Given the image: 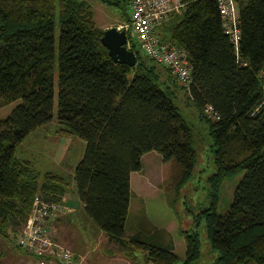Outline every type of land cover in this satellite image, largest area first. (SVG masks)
Listing matches in <instances>:
<instances>
[{"label": "trees", "instance_id": "16d2710c", "mask_svg": "<svg viewBox=\"0 0 264 264\" xmlns=\"http://www.w3.org/2000/svg\"><path fill=\"white\" fill-rule=\"evenodd\" d=\"M98 1L129 21L132 0ZM238 6V52L224 33L216 0H190L159 28L161 42L189 54L193 82L187 88L167 67L142 56L131 39L137 65L114 63L102 43L104 30L85 1L0 0V109L19 103L0 119V235L9 237L6 229L19 233L37 196L60 204L69 192L64 177L41 174L17 157L25 139L55 119L57 67L59 132L86 143L74 171L77 195L87 217L111 242L129 259L138 251L145 264L180 260L174 245L150 241L153 227L131 238L126 234L131 175L142 171L144 155L157 152L170 164L165 196L171 209L180 207V192L195 173L192 129L161 89L171 83L182 85L208 123L215 166L208 178L209 207L192 220L178 214L179 224L185 219L189 226L179 228L186 240L182 264L201 262V233L209 240L211 264H264V0H238ZM208 106L219 120L206 115ZM242 171L228 212L219 215L225 180ZM142 218L148 221L145 213Z\"/></svg>", "mask_w": 264, "mask_h": 264}, {"label": "rangeland", "instance_id": "374dc122", "mask_svg": "<svg viewBox=\"0 0 264 264\" xmlns=\"http://www.w3.org/2000/svg\"><path fill=\"white\" fill-rule=\"evenodd\" d=\"M87 2L93 9L95 22L102 30L117 28L122 26L119 30H125V27L131 24L130 6H129V21L124 14L117 8L107 6L98 0H80ZM131 5V3H130ZM169 21V20H168ZM163 30H161L162 32ZM60 36V23L56 21V49L58 48V41ZM130 39L133 41L132 37ZM142 56H146L142 49H137ZM57 85H58V68L55 69V119L47 126L38 129L29 135L25 141L17 148V157L22 160L32 162L37 172L45 174L48 172L56 173L64 177L69 183V192L67 198H72L74 193L76 195V185L74 183V171L78 164L84 157L86 143L84 140L74 135H65L59 132V125L57 121ZM180 85V84H179ZM182 86V85H180ZM180 86H174L171 83L161 86L165 94L174 102L180 115L185 119L187 124L191 127L194 136V147L196 149L197 157L195 163V173L191 178L190 183L186 185L180 192V207L177 210L171 209L166 203L165 187L172 181L171 167L169 163L163 161L160 154L151 152L146 154L145 165L141 172H134L131 175V205L129 209V224H134L136 231L147 232L152 225L161 230L173 228V237L184 251H178L180 260L175 264H182L186 255V240L178 228L187 229L188 222L183 219L179 224L178 214L186 218L193 219V215L199 210L205 209L210 205V190L208 178L215 172L214 154L212 152V140L209 136V125L206 120L200 117V112L188 99L189 96L186 91ZM19 103H14L0 109V119H6L14 108ZM153 155V156H152ZM245 171L240 172L236 176L229 177L225 180L221 190V200L217 213L225 215L232 203L235 189L243 179ZM76 191V192H75ZM77 197V195H76ZM175 198V195H173ZM185 202V203H184ZM66 206V205H65ZM67 209V206H66ZM188 209L189 212H186ZM144 210V212H142ZM66 212V211H65ZM64 212V213H65ZM61 213L60 217L64 214ZM78 214H80L77 211ZM146 214L148 221L143 218L142 223L140 216ZM149 224L151 225H148ZM67 220L63 221L66 224ZM190 224V221H189ZM143 225V227L141 226ZM191 228L194 226L191 225ZM153 230V228H150ZM92 230V229H89ZM22 228L19 233L12 232V229H6L9 237L0 235V264H32V256L23 251L18 246V240L21 235ZM90 234L89 241L97 244V251H93V245L85 247V242L82 244L78 239V230L75 225L70 227L64 225L58 228V233L52 239L60 246L70 249L75 254L81 250H86L87 264H117L114 260H110L108 250L112 249L113 244H110L106 237L100 232L92 230H84ZM17 235L16 238H14ZM59 238V239H58ZM202 241V260L199 264H211L213 254L209 249V240L205 234L201 233ZM180 248V246H179ZM115 249V248H114ZM78 250V251H76ZM83 250V251H84ZM106 253V254H105ZM145 264L142 255L139 254L137 260L128 262L129 264ZM34 264V263H33Z\"/></svg>", "mask_w": 264, "mask_h": 264}, {"label": "built area", "instance_id": "2783aa9c", "mask_svg": "<svg viewBox=\"0 0 264 264\" xmlns=\"http://www.w3.org/2000/svg\"><path fill=\"white\" fill-rule=\"evenodd\" d=\"M216 1L224 33L238 52L242 39L238 0ZM189 2L190 0H132L131 24L125 27L130 49L132 37L146 56L167 67L187 88L193 82L189 54L185 49L170 42H161L158 30L173 14L185 10ZM260 79L264 88V69ZM262 104L264 105V100ZM205 113L210 119H220L212 106H208ZM66 210L63 202L60 204L48 202L42 196L34 199L31 215L24 224L18 240V246L34 258V264H78L74 253L56 244L50 234L52 226Z\"/></svg>", "mask_w": 264, "mask_h": 264}, {"label": "crops", "instance_id": "0c3cea01", "mask_svg": "<svg viewBox=\"0 0 264 264\" xmlns=\"http://www.w3.org/2000/svg\"><path fill=\"white\" fill-rule=\"evenodd\" d=\"M121 27L122 26H117L118 29H120ZM150 154H152V153L150 152ZM148 157H151V156H148ZM148 157H146V158H148ZM146 158L143 159V168H144V165H145V159ZM76 195H77V192H76ZM76 195L74 193V196L72 198H70V197L67 198V196L64 197L63 203L67 206V210L58 219V221L52 226L51 231H50L51 236L55 237V233L56 234L58 233V228H60V226L63 227L64 225H66V226L70 227L72 225H75V228L78 230V239H79V241L82 244L85 242V247L86 248H88V246H91L92 244H94L92 250L93 251H97V248H96L97 244L93 243V241H89L88 239H90L89 238L90 234H88L87 232L84 231V230H88V231L92 232V230H95L97 232H100L99 234H102V236L104 235L106 237V240L110 244H113V245H111L112 249L108 250V252L106 251V253H108V256H109L110 260H114L115 262H117V264H129L130 262H132V259H129L126 256L125 251L121 248V246L118 245L115 242H111L109 240V238L102 231H100V229L97 228L93 224V222L87 217V215H86V213L84 211V205L80 201L78 195H77V197H76ZM77 211L80 214H78ZM142 212H144V210H142ZM145 214H147V213H145ZM142 216L143 215L140 216L139 220H141L142 223H144ZM65 220H67V223L63 224V221H65ZM128 220H127L126 234H127L128 238H131V237H134L137 234V232H139V231H136L137 224H136V226L134 224H132V223L129 224ZM152 227H153V230H152V233H151V235L149 237L150 241L152 243H154L156 245H163V246H166V247L174 245V247H175L174 253L177 256H178V251H180V250L184 251V247L182 248L181 244H178L175 241V239H174V237L172 235L173 232L170 231L173 228H169V230H167V229L159 230V229L155 228L153 225H152ZM89 229H92V230H89ZM177 229H178V232H179V228L178 227H177ZM179 246H180V248H179ZM86 248H84V249H86ZM83 250H81L77 254H75L73 252L78 264H87L85 256H86V254L88 252L86 250H84V251ZM76 251H78V250H76ZM139 254L140 253L138 251H136L133 260L134 259L137 260L139 258ZM31 261H32V264H33L34 263V258L33 257H32ZM134 264H138V263L135 262Z\"/></svg>", "mask_w": 264, "mask_h": 264}, {"label": "water", "instance_id": "95a60500", "mask_svg": "<svg viewBox=\"0 0 264 264\" xmlns=\"http://www.w3.org/2000/svg\"><path fill=\"white\" fill-rule=\"evenodd\" d=\"M102 43L109 50V55L114 63L130 67L137 65L136 53L128 47L129 38L126 30H119L118 28L105 30Z\"/></svg>", "mask_w": 264, "mask_h": 264}]
</instances>
